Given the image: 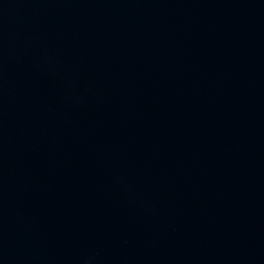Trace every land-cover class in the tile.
<instances>
[{
	"label": "water",
	"instance_id": "obj_1",
	"mask_svg": "<svg viewBox=\"0 0 264 264\" xmlns=\"http://www.w3.org/2000/svg\"><path fill=\"white\" fill-rule=\"evenodd\" d=\"M0 264H264V0H0Z\"/></svg>",
	"mask_w": 264,
	"mask_h": 264
}]
</instances>
